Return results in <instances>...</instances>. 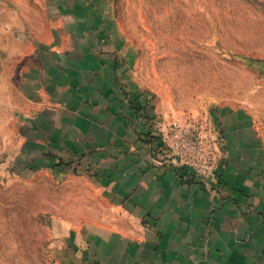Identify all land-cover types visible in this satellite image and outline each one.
I'll return each instance as SVG.
<instances>
[{
	"label": "crops",
	"instance_id": "obj_1",
	"mask_svg": "<svg viewBox=\"0 0 264 264\" xmlns=\"http://www.w3.org/2000/svg\"><path fill=\"white\" fill-rule=\"evenodd\" d=\"M36 2L8 4L0 23V83L23 98L16 156L86 177L115 212L71 230L68 264H264V140L254 127L230 122L215 174L202 178L171 152L146 95L127 87L105 10L73 1L62 20Z\"/></svg>",
	"mask_w": 264,
	"mask_h": 264
},
{
	"label": "rangeland",
	"instance_id": "obj_2",
	"mask_svg": "<svg viewBox=\"0 0 264 264\" xmlns=\"http://www.w3.org/2000/svg\"><path fill=\"white\" fill-rule=\"evenodd\" d=\"M14 1L0 0L3 25ZM73 1L79 0L39 3L59 9L63 20ZM91 3L105 10L115 34L109 51L122 56L127 87L131 83L148 98L164 140L174 122L194 126L218 154L225 129L237 119L264 140V0ZM5 58L0 52L4 71ZM22 102L16 87L0 83V264H68L71 230L107 224L115 212L86 177L30 168L16 156Z\"/></svg>",
	"mask_w": 264,
	"mask_h": 264
},
{
	"label": "built area",
	"instance_id": "obj_3",
	"mask_svg": "<svg viewBox=\"0 0 264 264\" xmlns=\"http://www.w3.org/2000/svg\"><path fill=\"white\" fill-rule=\"evenodd\" d=\"M165 141L174 156L202 178L215 174L217 154L201 129L174 122L166 132Z\"/></svg>",
	"mask_w": 264,
	"mask_h": 264
}]
</instances>
